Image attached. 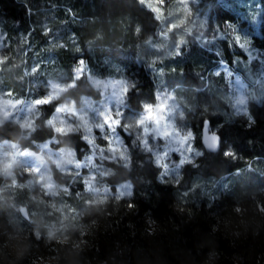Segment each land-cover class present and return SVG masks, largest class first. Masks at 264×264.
Instances as JSON below:
<instances>
[{
    "label": "clouds",
    "instance_id": "obj_1",
    "mask_svg": "<svg viewBox=\"0 0 264 264\" xmlns=\"http://www.w3.org/2000/svg\"><path fill=\"white\" fill-rule=\"evenodd\" d=\"M0 264H264V0H0Z\"/></svg>",
    "mask_w": 264,
    "mask_h": 264
}]
</instances>
